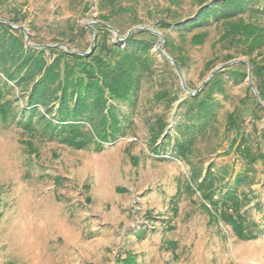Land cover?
Here are the masks:
<instances>
[{
  "label": "rangeland",
  "instance_id": "obj_1",
  "mask_svg": "<svg viewBox=\"0 0 264 264\" xmlns=\"http://www.w3.org/2000/svg\"><path fill=\"white\" fill-rule=\"evenodd\" d=\"M251 1L250 6L263 11L248 9L240 15L264 29V0ZM115 2L113 7L106 4L102 8L98 0H0V18H16L14 25L28 33V45L77 39L80 48L88 50L92 34L87 24L94 27L100 14H110L112 9L121 38L131 27L117 9L131 8L141 19L136 26L162 34V51L166 53L164 36L183 49L187 61L177 66L190 91L213 68L231 60L253 58L264 66V44L251 55L237 46L227 47L220 41L222 24L197 31L206 32L202 43H192L191 33L182 37L173 28L161 30L155 25L158 17L191 16L199 0ZM18 36L25 42L22 30ZM109 37L110 42L116 40L112 30ZM158 39L146 55L151 59V73L132 97L134 105L119 104L123 133L101 142L100 147L87 122L92 140L79 148L57 135H41L37 123V132L24 129L18 121L25 91L9 82L12 89L2 101L10 100L9 109L17 115L6 120L0 117V264H125L129 258L132 264H264V163L257 160L247 166L236 147L241 134L254 152L264 148V108L253 105L256 99L248 67L243 81H234L226 71L221 74L223 88L212 94L215 116L197 134L185 162L170 153L174 139L163 154L151 146V127L158 117L167 123L163 135L176 137L175 124L185 120L184 108L176 105L187 95L175 67L159 53ZM227 54L233 57L228 59ZM46 55L51 58L49 52ZM251 82L254 85L252 74ZM165 92L166 98H156ZM172 95L177 99L168 105ZM229 113L239 117L237 130L227 125ZM232 139L237 140L233 145ZM207 170L218 178L214 198L222 197L227 189L247 197L241 211L247 223L258 224L256 237L242 239L222 219L211 220L202 205L210 209L209 203L197 191H189L187 183L194 188L191 174L202 175ZM239 175L244 180L237 182Z\"/></svg>",
  "mask_w": 264,
  "mask_h": 264
},
{
  "label": "trees",
  "instance_id": "obj_2",
  "mask_svg": "<svg viewBox=\"0 0 264 264\" xmlns=\"http://www.w3.org/2000/svg\"><path fill=\"white\" fill-rule=\"evenodd\" d=\"M98 2L102 8L106 4L113 7L116 3L115 0ZM252 3L251 0H199L198 8L191 16L172 20L158 17L155 25L161 30L173 28L182 37L191 33L192 43H202L206 32L197 31L206 29L211 24H222L224 31L220 41L227 43V47L237 46L243 54L251 55L264 44V29L254 22L246 21L240 15L248 9L253 12L263 11L262 8L250 6ZM114 13L111 9L110 14H100L99 21L94 23L96 41L88 53H85L87 49L80 48L77 39L64 42L68 49L81 54L71 53L54 45L63 42L60 40L52 44H38L45 45L41 47L26 45L22 36H18L19 29L11 28L0 18V117L6 120L10 115L14 118L17 115L16 111L11 112L9 109L10 100L2 101L4 94L12 89L9 84L12 82L14 86L25 91V106L19 110L22 118L18 123L26 130L34 129L37 132L34 124L37 123L41 135H57L62 142L76 148L84 147L92 140L86 122L96 132L97 147L101 146V142L111 141L119 133H123L119 104L134 105L132 97L140 88L142 79L151 73V59L146 55L156 35L141 29L125 37L121 44L116 40L110 42L111 28L117 32L120 30L119 23L115 17L112 18ZM117 14L125 15L131 28L141 23V19L131 8H118ZM7 22L15 24L17 19L9 18ZM124 36L122 34L121 38ZM138 36L141 37L137 38ZM164 38L163 47L166 53L178 66L185 65L187 56L183 49L176 46L170 37ZM46 52L51 55L50 59ZM232 57L227 54L228 59ZM168 61L164 58V62ZM211 63L209 61L208 66ZM248 63L258 97L264 102V66H260L253 58H249ZM233 65L214 72L198 92L187 94L177 103L176 108H184L182 114L185 120L175 124L176 137L172 134L163 135L167 123L161 117L155 119L151 127V146L155 152L166 153L167 144L174 139L170 145L171 155L188 161L197 134L204 132L215 116L212 94L215 89L223 88L221 74L226 71L234 81H243L247 75L245 63L238 62ZM155 96L157 99H164L168 95L165 92ZM176 99V95L169 96L168 105ZM253 105L262 110L257 100H254ZM237 118L239 117L235 113L228 114L229 128L238 129L235 124ZM261 137L264 142V130ZM159 138L165 139L156 144ZM236 141L232 139L231 145ZM237 146V152L247 166L253 165L257 160L264 163V148L254 152L241 134ZM191 179L194 188L189 183L187 188L191 193L197 191L209 203L210 209L202 205L211 220L222 219L242 239L256 237L260 231L258 224L254 221L247 223L241 211L242 206L248 203L245 195L240 197L234 190L227 189L222 197L214 198L215 182L218 178H215L211 170L202 175L193 172ZM235 180L240 182L244 177L239 175ZM126 262L124 261L125 264H132L133 259L129 258Z\"/></svg>",
  "mask_w": 264,
  "mask_h": 264
},
{
  "label": "water",
  "instance_id": "obj_3",
  "mask_svg": "<svg viewBox=\"0 0 264 264\" xmlns=\"http://www.w3.org/2000/svg\"><path fill=\"white\" fill-rule=\"evenodd\" d=\"M5 23H7L11 28H16V29H19V30H22L24 33H25V44H29L28 43V33H26L25 32V30H24V28L22 27V26H18V25H14V24H11V23H9V22H7V21H5V20H3ZM91 23H93V22H91ZM87 28L90 30V32H91V34H92V40H91V44H90V47H89V49L85 52V53H88L91 49H92V47L94 46V43H95V41H96V31H95V29H94V27H92L91 25H89V24H87ZM146 30V31H149V32H151V33H153V34H155L159 39H158V41H157V49H158V51H159V53L164 57V58H166L167 60H169L170 62H171V64H173V66L175 67V69H176V71H177V74H178V76H179V78H180V82H181V85H182V87L184 88V90H185V92L187 93V94H194V93H196V92H198L210 79H211V77L213 76V74H214V72H216L217 70H221V69H223V68H225V67H227L228 65H230V64H232V63H235V62H243V63H245L246 65H247V67H248V80L250 81V88L252 89V91H253V93H254V95H255V97H256V100H257V103L258 104H260L263 108H264V105L259 101V99H258V96H257V92H256V89H255V87H254V85H253V83L251 82V74H250V65H249V63L248 62H246V61H240V60H231V61H229V62H226V63H224V64H222V65H219V66H216L215 68H213L212 70H211V72L209 73V75L207 76V78L198 86V88H196L195 90H193V91H190L187 87H186V85H185V82H184V80H183V78H182V74H181V72H180V70H179V68H178V66H177V64L175 63V61L168 55V54H166L164 51H162L161 49H160V47H159V45L162 43V41H163V36H162V34L159 32V31H156V30H154V29H151L150 27H144V26H135V27H132V28H130L127 32H126V34H125V36L124 37H122V38H120L119 37V35H118V32H117V30L116 29H114V28H111V30L114 32V35H115V39L116 40H123L125 37H127L129 34H131L132 32H134V31H136V30ZM54 45H57V46H60V47H62V48H64L65 50H67V51H69V52H71V53H77V54H81L80 52H77V51H75V50H72V49H68L67 48V46L65 45V44H63V43H59V44H54ZM37 47H41V46H45V45H36ZM264 122V121H263ZM264 124V123H263ZM263 130H264V128H263Z\"/></svg>",
  "mask_w": 264,
  "mask_h": 264
},
{
  "label": "bare ground",
  "instance_id": "obj_4",
  "mask_svg": "<svg viewBox=\"0 0 264 264\" xmlns=\"http://www.w3.org/2000/svg\"><path fill=\"white\" fill-rule=\"evenodd\" d=\"M27 244V243H26Z\"/></svg>",
  "mask_w": 264,
  "mask_h": 264
}]
</instances>
